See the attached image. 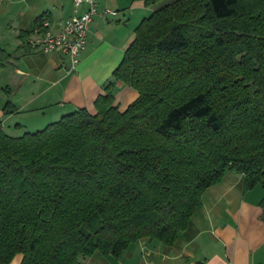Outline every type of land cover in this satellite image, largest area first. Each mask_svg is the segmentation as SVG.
I'll list each match as a JSON object with an SVG mask.
<instances>
[{"label": "trees", "instance_id": "1", "mask_svg": "<svg viewBox=\"0 0 264 264\" xmlns=\"http://www.w3.org/2000/svg\"><path fill=\"white\" fill-rule=\"evenodd\" d=\"M135 33L94 113L0 127V264L172 246L227 172L264 187V0H177ZM118 83L138 93L125 110Z\"/></svg>", "mask_w": 264, "mask_h": 264}, {"label": "crops", "instance_id": "2", "mask_svg": "<svg viewBox=\"0 0 264 264\" xmlns=\"http://www.w3.org/2000/svg\"><path fill=\"white\" fill-rule=\"evenodd\" d=\"M74 1L15 0L0 8V51L6 58L0 68V127L10 136L39 131L80 108L94 113L95 100L113 79L136 28L157 10L145 0H98L100 11L117 15L95 17L80 63L72 70L69 56L33 50L28 39L40 19L57 33L75 11H87L86 4L75 8ZM115 96L125 110L138 93L118 83ZM244 180V174L231 171L207 189L202 207L174 245L142 239L120 256L97 252L83 264H264V187L245 191ZM21 261L18 255L11 264Z\"/></svg>", "mask_w": 264, "mask_h": 264}, {"label": "built area", "instance_id": "3", "mask_svg": "<svg viewBox=\"0 0 264 264\" xmlns=\"http://www.w3.org/2000/svg\"><path fill=\"white\" fill-rule=\"evenodd\" d=\"M15 0H0V8L4 4H10ZM86 4L88 9L82 14H75L67 19L62 28L54 33L51 23L42 20L34 29L28 39V45L33 50H39L46 54L61 52L71 59V69L75 70L80 63L82 52L86 48L90 27L97 16L117 15L116 11L99 10L98 0H75V8Z\"/></svg>", "mask_w": 264, "mask_h": 264}, {"label": "rangeland", "instance_id": "4", "mask_svg": "<svg viewBox=\"0 0 264 264\" xmlns=\"http://www.w3.org/2000/svg\"><path fill=\"white\" fill-rule=\"evenodd\" d=\"M175 1H177V0H163L160 3H158L157 5H155V8L156 9H160V8H162V7H164V6L168 5V4H171V3L175 2ZM43 128H45V127H43ZM36 130H38V129H36ZM36 130L35 131H32V132H36Z\"/></svg>", "mask_w": 264, "mask_h": 264}]
</instances>
